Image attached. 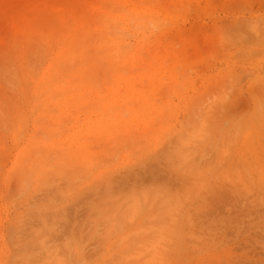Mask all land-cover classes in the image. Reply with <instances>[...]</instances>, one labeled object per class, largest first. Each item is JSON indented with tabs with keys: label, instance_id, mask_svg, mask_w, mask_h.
I'll return each mask as SVG.
<instances>
[{
	"label": "rangeland",
	"instance_id": "rangeland-1",
	"mask_svg": "<svg viewBox=\"0 0 264 264\" xmlns=\"http://www.w3.org/2000/svg\"><path fill=\"white\" fill-rule=\"evenodd\" d=\"M263 30L264 0H0V264H264Z\"/></svg>",
	"mask_w": 264,
	"mask_h": 264
},
{
	"label": "bare ground",
	"instance_id": "bare-ground-1",
	"mask_svg": "<svg viewBox=\"0 0 264 264\" xmlns=\"http://www.w3.org/2000/svg\"><path fill=\"white\" fill-rule=\"evenodd\" d=\"M244 23V22H243ZM255 23H257L256 21H255ZM240 24H242L241 22H240ZM252 25V24H251ZM241 26V25H240ZM248 27V26H247ZM260 28V27H259ZM244 30H246V29H244ZM260 30V29H259ZM255 31V30H254ZM264 31V30H263ZM251 32H253V31H251ZM229 33V32H228ZM260 35V34H259ZM260 37H262V36H260ZM255 39V38H254ZM258 40V39H257Z\"/></svg>",
	"mask_w": 264,
	"mask_h": 264
}]
</instances>
